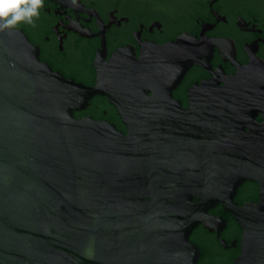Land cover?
<instances>
[{"label": "water", "instance_id": "1", "mask_svg": "<svg viewBox=\"0 0 264 264\" xmlns=\"http://www.w3.org/2000/svg\"><path fill=\"white\" fill-rule=\"evenodd\" d=\"M195 46L97 54L87 86L42 62L21 29L0 32V264H197L190 233L219 222L218 204L243 230L235 264H264V86L245 67L195 84L184 108L171 91ZM94 95L126 132L73 116ZM246 180L258 198L239 204Z\"/></svg>", "mask_w": 264, "mask_h": 264}, {"label": "flooded vegetation", "instance_id": "2", "mask_svg": "<svg viewBox=\"0 0 264 264\" xmlns=\"http://www.w3.org/2000/svg\"><path fill=\"white\" fill-rule=\"evenodd\" d=\"M36 27L21 24L38 57L66 79L90 86L96 82L97 54L108 60L118 50L139 57L151 44L184 36L195 42L196 56L172 89L184 108L189 89L202 81L223 85L225 78L250 67L247 79L264 86V0H44ZM76 119L91 117L126 125L106 96L94 95ZM261 120V114L256 116ZM259 187L246 180L235 201L256 200ZM219 218L211 228L198 224L190 240L198 246L197 264H235L242 253L243 230L221 204L208 210ZM253 249V247H251Z\"/></svg>", "mask_w": 264, "mask_h": 264}, {"label": "clouds", "instance_id": "3", "mask_svg": "<svg viewBox=\"0 0 264 264\" xmlns=\"http://www.w3.org/2000/svg\"><path fill=\"white\" fill-rule=\"evenodd\" d=\"M76 5L77 0H71ZM44 0H0V32L16 29L21 24L36 27Z\"/></svg>", "mask_w": 264, "mask_h": 264}]
</instances>
